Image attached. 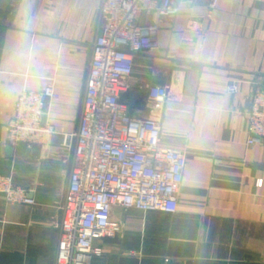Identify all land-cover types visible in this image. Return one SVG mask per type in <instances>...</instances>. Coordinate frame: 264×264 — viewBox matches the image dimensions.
<instances>
[{"label":"crops","instance_id":"crops-1","mask_svg":"<svg viewBox=\"0 0 264 264\" xmlns=\"http://www.w3.org/2000/svg\"><path fill=\"white\" fill-rule=\"evenodd\" d=\"M172 1L176 16L140 18L159 23L160 51L134 55L127 85L147 96L131 116L157 121L160 146L185 154L178 208L114 207L122 230L95 243L102 253L92 264H264V144L247 146L252 83H264V0H219L208 17L210 0ZM101 4L0 0V178L34 201L13 204L0 194V264H56ZM191 19H202L204 37L186 29ZM234 81L239 91L229 94ZM149 86L167 88L164 103L148 99ZM46 88L56 95L44 115L50 135L31 148L9 144L18 98Z\"/></svg>","mask_w":264,"mask_h":264},{"label":"built area","instance_id":"built-area-1","mask_svg":"<svg viewBox=\"0 0 264 264\" xmlns=\"http://www.w3.org/2000/svg\"><path fill=\"white\" fill-rule=\"evenodd\" d=\"M218 1L210 0L207 17ZM153 12L168 18L176 16L178 8L172 0H102L101 31L92 48L69 184L61 207L56 264H92L102 253L95 243L115 239L122 230L111 218L116 206L142 212L177 211L185 154L162 148L159 123L133 118L128 106L120 103L121 95L129 91L134 55L160 51L159 23H139L142 16ZM186 29L201 37L206 34L202 19L189 20ZM239 84L230 83L227 92L237 94ZM167 95L165 86L148 87L150 101L162 104ZM55 97L52 88L22 94L7 126L8 143L28 148L44 143L51 133L42 124L46 102ZM247 116V146L264 144L261 80L252 83ZM0 194L13 204L34 203L6 178H0Z\"/></svg>","mask_w":264,"mask_h":264},{"label":"water","instance_id":"water-1","mask_svg":"<svg viewBox=\"0 0 264 264\" xmlns=\"http://www.w3.org/2000/svg\"><path fill=\"white\" fill-rule=\"evenodd\" d=\"M178 65L182 66H198V64H193L189 62L184 61H176ZM126 101H129L130 104H127L129 107V113L132 115L133 111L135 110H144L147 105V96H142L140 93H136L133 91H128L121 95L120 103H125ZM46 123V116H43V125ZM74 157V151L71 155V164ZM62 218V212L60 214ZM121 264H139L137 259H124Z\"/></svg>","mask_w":264,"mask_h":264}]
</instances>
